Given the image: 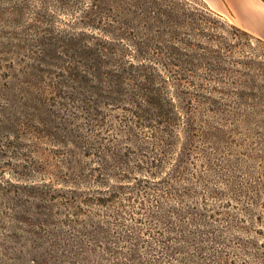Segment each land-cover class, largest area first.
Here are the masks:
<instances>
[{
	"label": "rangeland",
	"instance_id": "obj_1",
	"mask_svg": "<svg viewBox=\"0 0 264 264\" xmlns=\"http://www.w3.org/2000/svg\"><path fill=\"white\" fill-rule=\"evenodd\" d=\"M234 26L206 0H0V264H191L149 246L193 239L192 210L215 264H264V42Z\"/></svg>",
	"mask_w": 264,
	"mask_h": 264
},
{
	"label": "trees",
	"instance_id": "obj_2",
	"mask_svg": "<svg viewBox=\"0 0 264 264\" xmlns=\"http://www.w3.org/2000/svg\"><path fill=\"white\" fill-rule=\"evenodd\" d=\"M205 7L208 9V11L212 14H214L205 4ZM103 8V7H102ZM104 9V8H103ZM100 11H98V6L95 5V8L93 7L92 10H89L84 13V18H88L87 24L91 25L93 28H99L103 30L104 32L107 33L109 30L106 29V27L103 26L101 28L102 24H105L103 21L102 17H99ZM191 15H195V12L191 13ZM221 17L220 14H216ZM235 29L242 31L246 33L247 35H252L251 33L243 30L242 28L238 26H234ZM120 38V37H119ZM258 38V37H257ZM260 41L264 42V40L258 38ZM139 45V44H138ZM137 45V46H138ZM102 50H98L97 56H100ZM98 59V58H97ZM185 161L180 160L178 164V170L177 172L180 171L181 169V164L184 163ZM174 190V189H173ZM176 191V190H174ZM173 193V191H172ZM112 199V196L109 200ZM103 202L108 201V200H102ZM177 215L181 216V212H176ZM188 219H191V225L194 226L193 228V239L190 238L189 236H186V230L184 229V225L182 221H179V223L175 222V226L172 224L167 227V232L170 234L176 235V237L172 238V236H168L167 238H160L157 240V246H149L151 249L150 252H156V255H161L160 257H166L168 256L169 258H173L177 254H183L182 250H186V246H183L185 243H191L192 242V247H193V252L195 255H193V258L190 260L191 264H215L217 256L214 253L212 249H214V245L219 243V238L217 236V231L216 229L211 226V219L214 217V214L209 213L208 210H203V211H189L188 212ZM165 216H162L161 220L163 219L164 221ZM182 218L183 215H182ZM186 218V217H185ZM178 220V218H176ZM165 223V222H162ZM197 223H199L200 226H197ZM166 224V223H165ZM213 225V224H212ZM189 229V228H188ZM191 230V229H189ZM202 239L204 240H201ZM197 239L195 242L194 240ZM175 240L177 246L174 247V245H171L172 241ZM159 248V249H158ZM158 249V250H157ZM155 255V254H154ZM204 259V260H203Z\"/></svg>",
	"mask_w": 264,
	"mask_h": 264
},
{
	"label": "crops",
	"instance_id": "obj_3",
	"mask_svg": "<svg viewBox=\"0 0 264 264\" xmlns=\"http://www.w3.org/2000/svg\"><path fill=\"white\" fill-rule=\"evenodd\" d=\"M221 14L231 13L235 24L264 40V0H206Z\"/></svg>",
	"mask_w": 264,
	"mask_h": 264
}]
</instances>
